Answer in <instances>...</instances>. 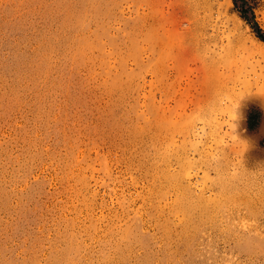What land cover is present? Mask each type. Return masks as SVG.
<instances>
[{"label":"rangeland","instance_id":"374dc122","mask_svg":"<svg viewBox=\"0 0 264 264\" xmlns=\"http://www.w3.org/2000/svg\"><path fill=\"white\" fill-rule=\"evenodd\" d=\"M259 35L264 0H0V264H264Z\"/></svg>","mask_w":264,"mask_h":264},{"label":"trees","instance_id":"16d2710c","mask_svg":"<svg viewBox=\"0 0 264 264\" xmlns=\"http://www.w3.org/2000/svg\"><path fill=\"white\" fill-rule=\"evenodd\" d=\"M259 37H260L262 40H264V36H263V35H259Z\"/></svg>","mask_w":264,"mask_h":264},{"label":"bare ground","instance_id":"6f19581e","mask_svg":"<svg viewBox=\"0 0 264 264\" xmlns=\"http://www.w3.org/2000/svg\"><path fill=\"white\" fill-rule=\"evenodd\" d=\"M256 82H257V84H256V83H255V84L258 85L259 82H258V81H256ZM83 210H84V209H83ZM80 231H81V230H80Z\"/></svg>","mask_w":264,"mask_h":264}]
</instances>
